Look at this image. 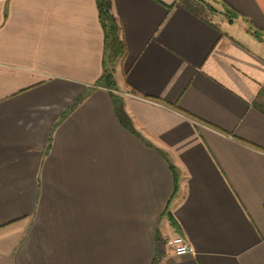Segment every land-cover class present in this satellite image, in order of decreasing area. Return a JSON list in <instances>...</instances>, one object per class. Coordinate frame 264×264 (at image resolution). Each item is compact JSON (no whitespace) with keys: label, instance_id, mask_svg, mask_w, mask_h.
Instances as JSON below:
<instances>
[{"label":"crops","instance_id":"0c3cea01","mask_svg":"<svg viewBox=\"0 0 264 264\" xmlns=\"http://www.w3.org/2000/svg\"><path fill=\"white\" fill-rule=\"evenodd\" d=\"M177 1L107 90L96 0H0V264H264V0Z\"/></svg>","mask_w":264,"mask_h":264},{"label":"trees","instance_id":"16d2710c","mask_svg":"<svg viewBox=\"0 0 264 264\" xmlns=\"http://www.w3.org/2000/svg\"><path fill=\"white\" fill-rule=\"evenodd\" d=\"M100 24L104 32V59L103 71L95 87L114 90L116 88L113 73L117 61L124 53V45L119 38V27L111 13L110 0H96ZM177 4L189 12L199 16L207 7L201 0H178ZM228 21L231 22L230 17ZM252 36L262 38L264 35L258 31H249ZM80 101V100H79ZM176 184V181H175Z\"/></svg>","mask_w":264,"mask_h":264},{"label":"built area","instance_id":"2783aa9c","mask_svg":"<svg viewBox=\"0 0 264 264\" xmlns=\"http://www.w3.org/2000/svg\"><path fill=\"white\" fill-rule=\"evenodd\" d=\"M166 245L176 256L182 257L193 254V249L181 236H176L167 240Z\"/></svg>","mask_w":264,"mask_h":264}]
</instances>
